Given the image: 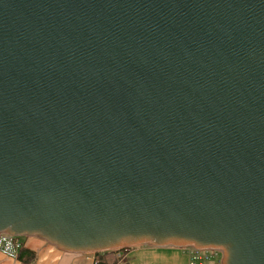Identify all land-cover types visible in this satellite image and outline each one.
I'll return each instance as SVG.
<instances>
[{
	"label": "water",
	"instance_id": "1",
	"mask_svg": "<svg viewBox=\"0 0 264 264\" xmlns=\"http://www.w3.org/2000/svg\"><path fill=\"white\" fill-rule=\"evenodd\" d=\"M264 264V0H0V235Z\"/></svg>",
	"mask_w": 264,
	"mask_h": 264
},
{
	"label": "crops",
	"instance_id": "2",
	"mask_svg": "<svg viewBox=\"0 0 264 264\" xmlns=\"http://www.w3.org/2000/svg\"><path fill=\"white\" fill-rule=\"evenodd\" d=\"M24 247L27 254H29L28 251L35 254V257L31 262L25 263L18 258L12 259L0 253V264H120V262L117 260V252L104 254L100 257L95 254H69L58 250L57 248L38 238H32L25 241ZM131 250L128 254L131 253ZM185 253L187 256L190 254L189 251H186ZM145 254L146 252L144 255ZM127 255L125 256L126 262H121V264H129L127 262ZM216 258L219 259L220 256L218 255ZM96 259L99 260L98 263H95ZM135 264H139V262L136 261Z\"/></svg>",
	"mask_w": 264,
	"mask_h": 264
},
{
	"label": "rangeland",
	"instance_id": "3",
	"mask_svg": "<svg viewBox=\"0 0 264 264\" xmlns=\"http://www.w3.org/2000/svg\"><path fill=\"white\" fill-rule=\"evenodd\" d=\"M32 238H20L22 243ZM136 250V251H135ZM193 249H174V248H152L148 246H140L133 248L131 253L127 255V262L129 264H135L136 261L139 264H189V256L185 253L186 251L191 252ZM146 254L144 255V253ZM1 253V252H0ZM2 254V253H1ZM204 257L202 261H198L199 264H220L222 256L217 259H206V256L212 258L216 253L214 252H202L199 253ZM3 255V254H2ZM6 256V255H5ZM7 257V256H6ZM126 258L118 260L121 264L126 262Z\"/></svg>",
	"mask_w": 264,
	"mask_h": 264
},
{
	"label": "built area",
	"instance_id": "4",
	"mask_svg": "<svg viewBox=\"0 0 264 264\" xmlns=\"http://www.w3.org/2000/svg\"><path fill=\"white\" fill-rule=\"evenodd\" d=\"M22 242L20 241V238L10 236L7 234L0 235V252L4 255H6L9 258L17 259L20 253V250L22 248ZM131 249H123L120 251H115L118 253L117 260H123L125 256L129 253ZM201 251L191 250L190 256H189V264H199L198 261H202L204 259L203 256H201ZM216 253L212 258L209 256H206L205 258L209 260L215 259L219 253ZM99 260L96 259L95 263H98Z\"/></svg>",
	"mask_w": 264,
	"mask_h": 264
},
{
	"label": "trees",
	"instance_id": "5",
	"mask_svg": "<svg viewBox=\"0 0 264 264\" xmlns=\"http://www.w3.org/2000/svg\"><path fill=\"white\" fill-rule=\"evenodd\" d=\"M24 252H25V254H24ZM28 253L29 254H27L26 249L24 247V243H23L22 244V248H21L20 253H19V256H18V259L21 260V261H23V262H25V263L31 262L34 259L35 254L34 253H30L29 251H28ZM108 253H111V252H108ZM108 253L95 254V255H97V256L100 257V256H102L104 254H108Z\"/></svg>",
	"mask_w": 264,
	"mask_h": 264
}]
</instances>
